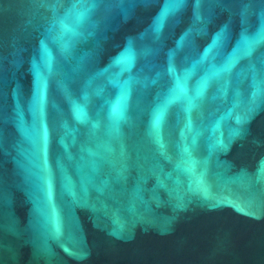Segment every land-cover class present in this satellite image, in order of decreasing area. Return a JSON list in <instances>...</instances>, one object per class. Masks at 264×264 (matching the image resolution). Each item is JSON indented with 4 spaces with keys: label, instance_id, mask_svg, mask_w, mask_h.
Instances as JSON below:
<instances>
[{
    "label": "water",
    "instance_id": "water-1",
    "mask_svg": "<svg viewBox=\"0 0 264 264\" xmlns=\"http://www.w3.org/2000/svg\"><path fill=\"white\" fill-rule=\"evenodd\" d=\"M0 264H264V0H0Z\"/></svg>",
    "mask_w": 264,
    "mask_h": 264
}]
</instances>
